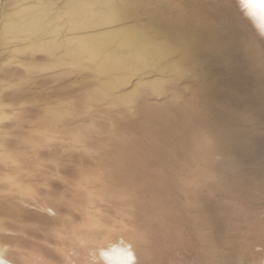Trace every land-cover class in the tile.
<instances>
[{
  "label": "bare ground",
  "instance_id": "bare-ground-1",
  "mask_svg": "<svg viewBox=\"0 0 264 264\" xmlns=\"http://www.w3.org/2000/svg\"><path fill=\"white\" fill-rule=\"evenodd\" d=\"M0 264H264V3L0 0Z\"/></svg>",
  "mask_w": 264,
  "mask_h": 264
},
{
  "label": "clouds",
  "instance_id": "clouds-1",
  "mask_svg": "<svg viewBox=\"0 0 264 264\" xmlns=\"http://www.w3.org/2000/svg\"><path fill=\"white\" fill-rule=\"evenodd\" d=\"M258 3H264V0H256Z\"/></svg>",
  "mask_w": 264,
  "mask_h": 264
}]
</instances>
